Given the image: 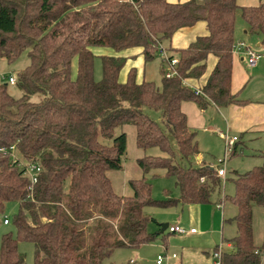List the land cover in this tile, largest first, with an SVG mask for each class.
Here are the masks:
<instances>
[{
  "label": "trees",
  "instance_id": "16d2710c",
  "mask_svg": "<svg viewBox=\"0 0 264 264\" xmlns=\"http://www.w3.org/2000/svg\"><path fill=\"white\" fill-rule=\"evenodd\" d=\"M258 1L0 0V59L12 62L22 51L28 58L14 74L19 97L0 83V215L8 202L17 205L14 234L0 236V264H24L19 241L32 244V264H102L116 248L164 238V231L147 230L154 219L144 207L208 204L212 196L235 207L224 219L234 222L235 234L225 240L220 264L264 263V238L256 246L251 226L254 206L264 217V155L259 165L235 172L232 194L221 196L215 167L194 161L195 131L180 108L183 101L201 108L243 102L229 90L235 14L264 43V0ZM198 21L206 34L170 53L173 32ZM158 44L167 59L176 58L169 77L159 65V86L136 80L134 67L119 81L125 58L118 55L99 56L101 76L94 80L90 47L140 48L147 61ZM208 55L215 63L194 94L184 80L203 74ZM123 124L134 127L137 148L164 154L136 159L142 176L127 181L129 196L113 192L107 175L122 168L125 134L116 129ZM234 153L233 144L229 156ZM30 165L39 168L35 182L26 173ZM152 169L174 179L177 197H151L143 175Z\"/></svg>",
  "mask_w": 264,
  "mask_h": 264
},
{
  "label": "rangeland",
  "instance_id": "374dc122",
  "mask_svg": "<svg viewBox=\"0 0 264 264\" xmlns=\"http://www.w3.org/2000/svg\"><path fill=\"white\" fill-rule=\"evenodd\" d=\"M90 50L94 55L92 64V74L94 80H99L101 76V66L99 59L100 55L116 56L121 53L120 56H122L123 54H126V50L124 49L123 50L125 52L123 50L115 51L112 48L106 46H92L90 47ZM124 58V64L118 73L119 81H124L128 69L130 67H134L136 80L152 81L156 86H159V65L162 63L161 66L164 71L168 69L167 62H165L159 54H156L151 60H147L145 62L142 61L139 55H135L134 57L126 56ZM27 64L28 58L26 56V51H22L12 62H6L4 59H0V76H4V79L0 77V83H4L7 85V91L13 97H19L21 95V92L15 87V85L7 84L6 76L14 75L18 70L22 69ZM75 66V59H72L70 70L71 77H73L75 74ZM241 96H244V94ZM32 99H35V96L32 97ZM118 131H122L125 134V155L122 159V168L120 170H110L107 172V175L110 180L113 192L123 194L125 192H129L130 190L127 185L123 182L124 177H126L127 179H137L142 176V172L136 164V158L143 155V153L160 156H163L164 154H162L156 148H148L145 152H143L141 149L136 148L133 143L132 125L123 124L121 128L116 129V132ZM207 134H204L203 132H201V130L197 131L196 138L199 143V151L204 154L205 158L209 157L212 162H214V160H216L217 162V160H220L223 156V136L221 135L222 140L220 141V143L216 144V142H210L205 140L204 136L209 137ZM211 143H214L215 145H210ZM236 157V155L230 156L229 158H226L225 161L228 162L232 160L230 165L228 163L227 167L232 169L240 168L238 169L239 172H243L251 168V166L259 165L261 163L260 158H258L257 156L249 158L243 157L244 159L240 161L237 160ZM194 161L196 162L195 159ZM216 164L217 163H214V165ZM154 174L155 176H153ZM143 176L145 180H147L151 184L152 198H163L165 196V193H167L171 197H177L178 190L174 184V179L172 177L165 176L164 171L162 169L149 170V172L145 173ZM226 176V179H223L221 181L220 193L221 195L229 196L233 192V185L229 180L233 176V174L230 173L229 170H227ZM214 197L215 196H212V200L214 199ZM223 204L225 207L223 210V216L224 219H227L231 217L232 214H234L235 207L227 200H224ZM196 207H201V209H205L201 205ZM208 207H213L212 209L213 211H215L216 205H214L213 203L212 206ZM16 208L17 205L15 202H8L5 205L4 211L0 215V236L3 233L7 232H11L12 235L14 234V228L11 223V217L15 213ZM143 210L147 215L151 216L155 220L154 222L148 223V231H153L155 229L159 230L160 226H158L157 224L161 223H166L167 226L179 224L176 219L180 212L179 206L169 208H157L152 206H146L143 208ZM186 214L187 208H184L182 215L183 220L180 221V226L183 224H187V227L191 226L193 229L199 232H201V230H203L204 228H207L210 231L209 234H196L194 236L186 234L180 235L178 233H171L166 228L164 230V238L158 236L153 241L143 244L137 248H116L115 250H113V252L108 258L102 261V264H157V256H162L164 254V250L162 249L163 247L166 248L165 254H167L168 256L173 254L175 258L173 260H163L161 264H175L179 258V251L181 249L186 250L189 254L193 253L192 255H188L185 257L183 264H200L199 259L201 257H208V255L204 252L211 253L215 244L221 250H226L225 240L231 238L235 234V225L233 221H223L221 229L222 233H220V216L218 214H215L213 212V214L211 215L210 211L208 217L205 216L204 220L200 219V223L196 218V211L191 210L190 214L192 217L189 220H187ZM3 217H6V219L8 220V223L5 225L2 224ZM211 218H213V227L210 223ZM251 226L253 243L256 246H259L264 238V217L262 207L254 206L252 208ZM221 235L223 238L222 241L220 237ZM17 248L18 251L24 256V264H32V244L29 242L19 241L17 244Z\"/></svg>",
  "mask_w": 264,
  "mask_h": 264
},
{
  "label": "crops",
  "instance_id": "0c3cea01",
  "mask_svg": "<svg viewBox=\"0 0 264 264\" xmlns=\"http://www.w3.org/2000/svg\"><path fill=\"white\" fill-rule=\"evenodd\" d=\"M167 1L174 3V2H182L185 0H167ZM235 2L238 6H254L257 5L259 1L235 0ZM206 32H207L206 26L203 21H198L194 23L192 26L183 27L174 31L169 41V47H170L169 51H171L170 53L173 54L175 50L185 48L189 43L194 41V39L197 36H203L206 34ZM237 42H244L250 48L253 47L254 49L253 51L257 55L255 65L248 66L240 52H236L233 50L231 51L229 90L231 94H234L237 99L243 102L233 103L223 107H218L210 102H207L201 108L192 101H183L180 104V108L186 116L187 126L195 131L197 148L199 147V143L197 141L196 135H197V131L201 130V132H203L204 134L208 133L207 135L209 137L204 136L206 141L216 142V144L220 143V141L222 140L221 137L223 136V142H222V146H223L222 154H223L224 135L226 134L228 136L237 137L236 141L234 142L235 153L232 155V156L236 155L237 160L240 161L244 159L243 157L249 158V157L257 156L258 158H260V161H262V155H264V43H261L259 36H257L256 34H251L247 31L246 26L239 17L238 12L235 14L234 44ZM124 50H126V54H123L122 57H126V56L134 57L135 55H139L140 58L142 59L140 54V48H129ZM120 54L118 56H120ZM215 60L216 59L213 55H208L205 61V69L203 74L196 79L194 78L185 79L184 83L187 86H189L191 89L199 90L201 86L204 84L209 72L211 71L215 63ZM142 61L145 62L143 59ZM243 94L244 96H241ZM132 132H133V143L135 145L134 127ZM210 145H215V144L211 143ZM229 157L230 156H228L227 158ZM194 159L196 160V163L203 162L209 166H213L214 163H216V160L212 162L209 157L205 158L204 154H202L199 151V148H198V154L194 157ZM231 161L232 160L228 162L225 161L226 168H225L224 179H226L227 177L226 176L227 170H229V172L232 173L233 175L235 172H239L238 169L240 168L232 169L227 167L228 163L230 165ZM215 166L216 165H214L213 167ZM128 180L130 179H127L126 177H124L123 179V182L124 184L127 185V187H128L127 184ZM116 194L129 196L131 195V190L123 194H119V193ZM213 200L214 202L208 204L177 205L180 208L179 215L176 217L177 222H179L180 224V221L183 220L182 215L184 208H187V214H186L187 220L191 219L192 216L190 212L191 210H193L196 211L195 215L199 223H200V219L204 220L205 216L208 217L211 211V215L214 212L215 214H218L220 216L219 230L220 233H222L221 229L224 221L223 210L225 207L223 202L219 204L215 202V199ZM213 203L214 205H216L215 211H213L212 209L213 207L210 208L208 207V206H212ZM199 205L203 206V208L205 209H201V207H196ZM218 205L220 207H217ZM210 223L213 227V218H211ZM179 224H174V225H179ZM181 227L185 229V232L180 235L186 234V235L194 236L196 234H209L210 232L207 228H204L203 230H201V232L195 230V232L190 233L188 232V230L192 228L191 226L187 227V224L186 225L183 224L181 225ZM220 237L222 241V235ZM215 246L216 244L213 246V248ZM225 247L228 248L229 244L225 243ZM162 249L164 250L163 252L165 253L166 248L163 247ZM183 250L184 249H181L179 251V258L175 264H183L185 257L193 254V253L189 254L187 253L186 250L184 251ZM204 253H206L208 257H204V258L199 257L200 258L199 263L212 264V257H211L212 252L211 253L204 252ZM171 259L173 260L174 258Z\"/></svg>",
  "mask_w": 264,
  "mask_h": 264
},
{
  "label": "built area",
  "instance_id": "2783aa9c",
  "mask_svg": "<svg viewBox=\"0 0 264 264\" xmlns=\"http://www.w3.org/2000/svg\"><path fill=\"white\" fill-rule=\"evenodd\" d=\"M232 50L236 52H240L248 66L255 65L257 55L253 51V49L250 48L248 45H246L244 42H237L233 44ZM156 53L159 54L161 58L168 64V69L164 71V76L169 77L172 74H174L173 67L176 64V58L172 57L170 59H167L166 49L164 48V46L159 45V44L157 45ZM0 77L4 79V76L1 75ZM6 82L10 85H14L15 83L14 75L6 76ZM193 93L198 94L200 92L198 89H193ZM236 139H237L236 136H228L226 134L224 135L223 156L220 160H217L216 162L217 164L215 166L216 174L218 177L221 178V180L224 179V175H225V166H224L225 160L229 156L232 146L234 142L236 141ZM38 170L39 168L36 165H30L26 167V173L28 174L31 182H35V174L38 172ZM217 207H219V205ZM6 222H7L6 217H4L3 224H5ZM166 228L171 233L183 234L185 232V229L179 225L167 226ZM188 232L193 233L195 232V229L190 228ZM220 252H221V249L219 247L216 250L212 251L211 253L212 264H220ZM171 258H175V256L173 254L168 256L167 254L164 253L162 256H157L156 263L161 264L163 260L167 261L168 259H171Z\"/></svg>",
  "mask_w": 264,
  "mask_h": 264
},
{
  "label": "water",
  "instance_id": "95a60500",
  "mask_svg": "<svg viewBox=\"0 0 264 264\" xmlns=\"http://www.w3.org/2000/svg\"><path fill=\"white\" fill-rule=\"evenodd\" d=\"M158 226H160L159 232H163L166 229L167 224L166 223H161Z\"/></svg>",
  "mask_w": 264,
  "mask_h": 264
}]
</instances>
